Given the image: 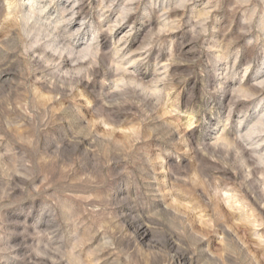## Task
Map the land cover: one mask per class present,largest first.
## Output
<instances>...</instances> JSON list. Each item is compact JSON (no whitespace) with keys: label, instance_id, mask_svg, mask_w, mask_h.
I'll return each instance as SVG.
<instances>
[{"label":"clouds","instance_id":"clouds-1","mask_svg":"<svg viewBox=\"0 0 264 264\" xmlns=\"http://www.w3.org/2000/svg\"><path fill=\"white\" fill-rule=\"evenodd\" d=\"M0 264H264V0H0Z\"/></svg>","mask_w":264,"mask_h":264}]
</instances>
